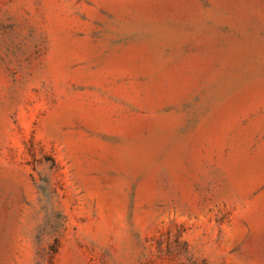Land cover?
<instances>
[{"label": "rangeland", "instance_id": "374dc122", "mask_svg": "<svg viewBox=\"0 0 264 264\" xmlns=\"http://www.w3.org/2000/svg\"><path fill=\"white\" fill-rule=\"evenodd\" d=\"M0 264H264V0H0Z\"/></svg>", "mask_w": 264, "mask_h": 264}]
</instances>
